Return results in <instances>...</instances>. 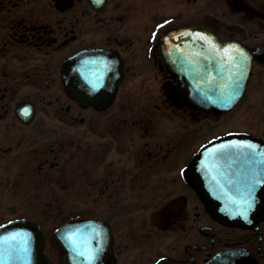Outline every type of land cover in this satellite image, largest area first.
I'll use <instances>...</instances> for the list:
<instances>
[{
    "label": "flooded vegetation",
    "instance_id": "flooded-vegetation-1",
    "mask_svg": "<svg viewBox=\"0 0 264 264\" xmlns=\"http://www.w3.org/2000/svg\"><path fill=\"white\" fill-rule=\"evenodd\" d=\"M179 25L245 48L244 77L215 66L177 73L159 42ZM79 71L113 72L79 84ZM242 144L252 148L233 147ZM259 153L264 0H0V170L54 171L88 207L52 229L31 218L47 264H207L226 250L264 264V156L247 159ZM245 201L258 206L244 220L220 212ZM83 218L88 251L68 257L53 230Z\"/></svg>",
    "mask_w": 264,
    "mask_h": 264
},
{
    "label": "water",
    "instance_id": "water-1",
    "mask_svg": "<svg viewBox=\"0 0 264 264\" xmlns=\"http://www.w3.org/2000/svg\"><path fill=\"white\" fill-rule=\"evenodd\" d=\"M160 51L164 59L179 74L187 72L183 70L188 67L207 68L215 66L233 69L237 71L235 72L237 75L240 72L241 78H243L251 66V55L245 48L237 44L219 43L208 30L199 26L179 25L166 29L160 38ZM90 54L93 55L94 62L101 63L107 60V54L102 50H90ZM66 72L69 76V71ZM112 72L79 71V84L99 81L87 80L89 76L98 79L96 75L101 78L105 73L111 74ZM79 87H81L77 90L79 98L85 102L88 101L90 98L89 91L82 89L83 85H79ZM198 158V155L194 157L191 172L194 179L201 183ZM222 205L226 210L228 205ZM257 206L258 204L255 203H234L232 205L233 219L243 220L242 212L247 207L255 210ZM90 226L88 219L70 221L57 227L53 235L65 246L68 257L74 251L82 255L88 251L86 245L89 243L88 231ZM69 236L71 239L67 238ZM43 244L40 227L31 220L15 218L0 224V264H47L46 256L42 251ZM207 264H243V256L226 250L216 254Z\"/></svg>",
    "mask_w": 264,
    "mask_h": 264
},
{
    "label": "rangeland",
    "instance_id": "rangeland-1",
    "mask_svg": "<svg viewBox=\"0 0 264 264\" xmlns=\"http://www.w3.org/2000/svg\"><path fill=\"white\" fill-rule=\"evenodd\" d=\"M166 7L157 6L161 10H166ZM55 173L0 170V222L23 216L37 219L44 229H52L76 212L86 211L85 197L82 195L76 202L74 189L57 187ZM52 196H61L62 202H47ZM41 200L45 201L41 203Z\"/></svg>",
    "mask_w": 264,
    "mask_h": 264
},
{
    "label": "snow or ice",
    "instance_id": "snow-or-ice-1",
    "mask_svg": "<svg viewBox=\"0 0 264 264\" xmlns=\"http://www.w3.org/2000/svg\"><path fill=\"white\" fill-rule=\"evenodd\" d=\"M235 92L233 91V92H230V93H228V94H226L225 96H224V98H223V101L225 102V103H231V101L234 99V96H235ZM233 147H241V148H249V149H251L252 148V145H250V144H242V145H239V146H237V145H233ZM256 155H260V156H264V153H259V154H252V155H249V156H247V159H248V162L249 163H256V164H259V163H261V161H259V160H256ZM256 183H259V181H255ZM251 191H252V186H251V183L249 184V189H248V192H249V194L251 193ZM245 203H247V201H245ZM68 239H71V237L69 236V237H67Z\"/></svg>",
    "mask_w": 264,
    "mask_h": 264
}]
</instances>
